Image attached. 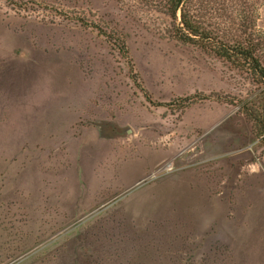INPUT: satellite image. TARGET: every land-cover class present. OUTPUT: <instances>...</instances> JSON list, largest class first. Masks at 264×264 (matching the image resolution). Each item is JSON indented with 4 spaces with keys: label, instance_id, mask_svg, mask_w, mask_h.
I'll use <instances>...</instances> for the list:
<instances>
[{
    "label": "rangeland",
    "instance_id": "1",
    "mask_svg": "<svg viewBox=\"0 0 264 264\" xmlns=\"http://www.w3.org/2000/svg\"><path fill=\"white\" fill-rule=\"evenodd\" d=\"M153 2L0 0V264H264V83Z\"/></svg>",
    "mask_w": 264,
    "mask_h": 264
},
{
    "label": "trees",
    "instance_id": "2",
    "mask_svg": "<svg viewBox=\"0 0 264 264\" xmlns=\"http://www.w3.org/2000/svg\"><path fill=\"white\" fill-rule=\"evenodd\" d=\"M155 1L157 3L153 2L152 7L170 18V35L174 39L182 43L197 45L205 51H210L216 56L228 60L237 67H246L255 81L264 83V61L257 54V51L261 47V42L255 34V19L243 18L239 20L237 24V31L239 33L235 31L237 34L232 33L234 36L226 37L224 31H219L220 26L218 23L212 24L204 21L207 12L216 15L218 8L221 7L220 5L215 6V0ZM241 1L245 3V0ZM149 3H152V1ZM233 23L235 24L236 22ZM100 32L105 33L107 37H111L104 30H100ZM118 44L120 51L128 58V49L125 41L123 39L119 40ZM129 63L132 73V63L130 61ZM131 77L136 83L138 82L136 73H132ZM210 97L207 95H202L199 98L186 97L183 98L181 105L186 107L190 103H193L192 101L195 102ZM254 120L260 128L259 135H264V115L262 118L255 116ZM89 260L88 264H104L102 257L100 258L99 256H91Z\"/></svg>",
    "mask_w": 264,
    "mask_h": 264
}]
</instances>
